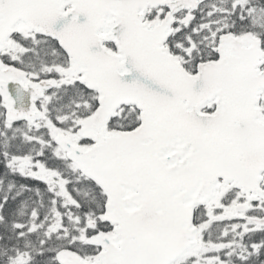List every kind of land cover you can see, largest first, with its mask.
Listing matches in <instances>:
<instances>
[{"label":"snow or ice","instance_id":"obj_1","mask_svg":"<svg viewBox=\"0 0 264 264\" xmlns=\"http://www.w3.org/2000/svg\"><path fill=\"white\" fill-rule=\"evenodd\" d=\"M0 264H264V0H0Z\"/></svg>","mask_w":264,"mask_h":264}]
</instances>
